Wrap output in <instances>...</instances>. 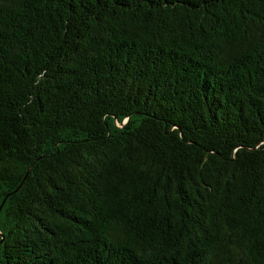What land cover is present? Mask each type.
Returning a JSON list of instances; mask_svg holds the SVG:
<instances>
[{"label":"trees","instance_id":"16d2710c","mask_svg":"<svg viewBox=\"0 0 264 264\" xmlns=\"http://www.w3.org/2000/svg\"><path fill=\"white\" fill-rule=\"evenodd\" d=\"M0 264H264V0H0Z\"/></svg>","mask_w":264,"mask_h":264}]
</instances>
